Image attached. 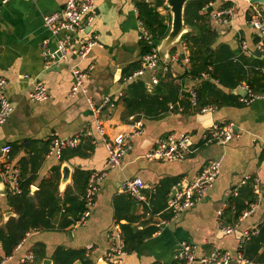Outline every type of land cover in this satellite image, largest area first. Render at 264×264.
Wrapping results in <instances>:
<instances>
[{
  "label": "crops",
  "instance_id": "0c3cea01",
  "mask_svg": "<svg viewBox=\"0 0 264 264\" xmlns=\"http://www.w3.org/2000/svg\"><path fill=\"white\" fill-rule=\"evenodd\" d=\"M66 1L10 0L0 8V78L7 82L6 96L14 108L6 123L0 126V149L4 145L11 147L8 162L18 172L22 161L28 164L27 176L32 174L31 166L35 169L30 195L42 180L52 176L57 167L61 181V168L67 166L68 181L64 186L59 181L58 194L69 190L70 194L82 198L78 186L73 183L74 173L103 169L107 151L84 96L79 93L74 98L69 96L72 86L70 69L74 65L82 71L89 70L84 87L94 105H99L105 96L116 101L113 107L102 113L104 137L112 139L120 134L125 135L128 149L121 166L108 172L96 193L90 216L83 225L76 224L61 231L29 232L10 257L2 259L0 247V262L20 264L25 256L31 254L33 246L41 244L45 255L43 261L49 260L50 264L57 248L82 251L91 264H106L102 257L110 245L109 232L115 224L119 228L120 224H127V219L116 221L114 200L123 195V183L133 178L143 181V193L149 197L150 209L134 200L124 216L134 219L132 225L138 230L151 226L158 230L144 241L138 251L125 254L120 264H172L182 243L194 246L196 256L212 249L236 254L240 236L246 231H257L264 223V95L244 105L240 99L245 97L238 95L236 89L244 90L242 86L245 84L230 89L221 87L210 77H194L190 73L189 51L179 39L171 47L175 49L172 55L170 48L164 62L159 59L155 70H146L133 81L143 83L146 96L159 93V99L164 104L141 101L142 104L136 107L137 112L126 115L119 96L126 94L131 83L126 78L139 68L143 56L138 39L140 21L134 0H94L93 22L84 34L73 35L68 45L77 49L78 40L85 37L95 40L97 46L84 59L69 53L66 59L57 60L47 67L43 51H55L58 40H62L64 34L52 36L44 27L42 18L60 11ZM144 1L153 7L159 0ZM227 4L230 5L224 6ZM250 5L249 0H217L203 9L202 13L208 17L218 10H233L226 24H218L209 17L206 24L214 33L210 54L225 46L230 53H237L235 58L242 55L249 60L256 52L259 53L256 57L262 56L263 50L255 48L254 34L247 24ZM256 5L264 11V4ZM156 11L168 26V34L171 13L166 0ZM187 33L195 38L198 29L186 24L183 35ZM239 39L248 46L246 54L240 53ZM160 43H156L157 54ZM134 67L138 68L135 70ZM24 76H28V79ZM152 76L158 78L154 86L151 85ZM206 80L214 84L220 93L234 97L224 104L213 106V111L208 113L210 123L189 102V92ZM34 81L45 86L48 100L39 103L28 100L27 95ZM162 107L164 110L161 111ZM136 115L141 116L138 134H135L137 122L132 119ZM227 123L234 125L232 141L225 145L202 144V137L212 125ZM85 131L90 136L84 138L76 148L63 150L61 160L49 155L50 138L72 137ZM182 134H189L197 147L183 162L161 163L144 157L158 139ZM208 161L220 162L217 180L192 209L172 218L165 209L171 187L180 180H193ZM251 177L260 188L254 208L248 216L234 224V233L225 235L219 230V215L229 207L238 190ZM165 192L162 203L159 201L157 207H152V202ZM5 196L6 192H0L3 222L9 218H5L6 214L15 216L7 207ZM59 220L58 215L55 217L56 224ZM259 255L264 257V246Z\"/></svg>",
  "mask_w": 264,
  "mask_h": 264
},
{
  "label": "built area",
  "instance_id": "2783aa9c",
  "mask_svg": "<svg viewBox=\"0 0 264 264\" xmlns=\"http://www.w3.org/2000/svg\"><path fill=\"white\" fill-rule=\"evenodd\" d=\"M10 0H0V8L6 5ZM94 0H67L64 7L51 14L45 15L42 18V22L46 30L52 35L56 36L59 33L64 34L62 40H58L57 49L55 51H43V58L46 62V66L57 62V60H63L69 57L70 54H74L79 59H84L91 49L97 46V43L93 39L81 38L78 40V48H70L68 42L71 41L73 35L84 34L90 27L94 19ZM233 15L232 8L222 9L213 12L210 15V19L214 20L218 24H226L230 21ZM247 24L253 31L254 37L258 39L255 48L261 51L264 44V11L259 5H250L248 13ZM138 39L139 41L146 42L151 47V51L143 55L139 61V68L126 80L133 82L140 78L146 70H155L159 64V57L157 54L156 44L152 38V35L144 28L139 22L138 24ZM239 49L241 54H246L248 46L245 41L239 39ZM72 75V86L70 88L69 96L74 98L78 93L82 94L91 109L93 116L96 119V124L100 135L103 137V142L107 151L106 163L103 169L92 171L88 177L83 201L85 204V210L81 215L77 225H83L90 216L91 207L94 204L96 193L103 181L106 179L108 172L117 169L121 166L123 156L127 152L128 145L126 142L127 136L117 135L112 139H106L104 137V129L102 125V113L105 109L111 108L116 104V101L110 97L105 96L99 105H94L91 98L87 95L84 87V80L89 75V70L82 71L77 65H74L70 69ZM28 79V76H24ZM158 82L156 76L151 77V85L154 86ZM7 82L4 78H0V126L6 123L12 114L14 108L6 96ZM242 88L247 92L245 98L240 99V102L244 105H248L252 100L258 98V96L250 93L246 85ZM123 95V94H122ZM120 95L119 97H121ZM27 98L30 102L39 103L49 99L47 90L43 84L34 81L28 92ZM190 106L197 111L199 115H206L213 111V107L198 108L196 100V87L189 92ZM141 124L136 123L135 134L140 133ZM234 125L227 123L222 126L212 125L202 137V144H217L225 145L232 141L234 137ZM90 133L85 131L72 137L58 138L52 137L49 139V155L56 160H60L62 151L65 149L76 148L84 138H88ZM197 147L193 144L192 138L189 134H182L180 136H166L156 141L153 148H151L146 154L145 158L149 161L161 162V163H174L183 162L188 156L196 151ZM11 147L4 145L0 149V173L4 178L6 184V194H18V179L19 172L13 169L8 162V155ZM220 174V162L208 161L205 166L199 171L196 177L190 182H183L182 180L176 182L170 189L166 200V211L171 214L172 218L187 212L192 209L196 203H198L205 195V193L213 186ZM254 193L260 194V188L257 185L256 180ZM245 183V182H244ZM145 185L140 178H133L126 180L121 188L122 193L129 195L137 202L145 204L150 209L149 197L147 198L143 191ZM254 206L252 205L249 210L242 213L240 219L245 218L251 213ZM221 217V213L219 215ZM236 225L223 226L219 223V230L225 235L232 234L236 231ZM257 231H246L240 236L239 245L237 247L236 254H232L228 251L220 252L216 249H212L208 252H201L199 256H196V248L188 243H182L178 254L174 260L182 264H248V262L242 258L239 250L250 239V237L256 234ZM110 242L108 250L104 253L102 260L106 264H120L121 259L125 256L124 244L121 239L120 228L115 224L108 234ZM32 264L33 255L28 254L25 256L22 262ZM3 264V262H0Z\"/></svg>",
  "mask_w": 264,
  "mask_h": 264
},
{
  "label": "trees",
  "instance_id": "16d2710c",
  "mask_svg": "<svg viewBox=\"0 0 264 264\" xmlns=\"http://www.w3.org/2000/svg\"><path fill=\"white\" fill-rule=\"evenodd\" d=\"M215 1L217 0H191L185 4L183 14L184 24L198 29V35L195 38L188 33L180 38L189 51L190 73L196 78L210 77L224 88L233 89L242 83L248 87L251 94L256 96L264 95V44L262 56L256 57L252 55L249 60L242 55L235 58V54L237 53H230L225 49V46L219 47L218 50L210 54V46L214 39V33H212L206 24L210 16L208 17L202 11L206 6ZM134 4L141 24L152 35L155 44L160 42L166 37L168 30L164 19L156 11L158 6L163 5V0L156 1L153 7L144 0H134ZM200 23H203V25L201 26ZM257 42L258 39L254 37V43ZM140 45L142 55H146L151 51V47L146 42L141 41ZM174 51L175 49L171 48L169 51L170 55ZM137 68L134 67L135 70ZM144 90L143 83L139 81L131 82L128 85L126 94L120 97V101L126 109V115L137 112L138 109L136 107L142 104L141 101H154L158 104H164L159 99V93L155 92V96H146ZM232 99H234L233 96L220 93L216 86L207 80L206 82H201L196 87L198 108L215 107ZM160 110H164V107ZM21 164L18 179L19 193H8L5 196L6 205L15 216H11L3 222V214L0 207V247L3 252L2 259L12 255L27 233L32 231H61L71 228L76 225L85 210L83 196L79 199L78 196L70 194L69 190H65L62 195L58 194L60 181L58 167L53 170L52 176L42 180L37 190L30 195V185L35 180L33 174L35 173V169L31 166L30 170L32 174L27 176L28 164L24 161ZM89 175L90 173H83L81 171H76L73 175V183L78 186L82 195H84ZM254 187V178H248L238 190L237 196L230 201L229 207L222 212L220 222L223 226H233L236 224L242 213L249 210L256 202L257 196L254 193ZM166 193L160 195L158 200L153 201L152 207H157L159 201L162 203L164 194ZM134 202L133 198L124 193L117 196L114 200L116 221L119 222L122 219H127V224H120L121 239L126 254L138 251L144 244V241L158 230L155 226L142 230L133 227L134 219L124 216V213L128 212ZM58 215L60 216V220L56 224L55 217ZM263 246L264 223L258 227L256 234L252 235L242 246L239 253L248 264H263L264 257L263 255H259V251ZM31 254L33 255L32 264H41L45 257L43 246L36 244L33 246ZM51 261L52 264H91L84 252L63 248H57L54 251ZM20 264L28 263L25 261ZM172 264L182 263L174 261Z\"/></svg>",
  "mask_w": 264,
  "mask_h": 264
},
{
  "label": "water",
  "instance_id": "95a60500",
  "mask_svg": "<svg viewBox=\"0 0 264 264\" xmlns=\"http://www.w3.org/2000/svg\"><path fill=\"white\" fill-rule=\"evenodd\" d=\"M150 2L153 0H149ZM191 0H166V6L168 7L170 13H171V27L166 35L165 38L161 40L160 46L158 48V56L159 59L164 62L165 57L167 55V51L176 43L179 41L181 36L185 33V25H184V19H183V14H184V7L187 2ZM249 3L251 5L253 4H264V0H249ZM255 55H259L258 52H256ZM236 92L238 95L242 97H246L247 92L245 90H241L240 88L236 89ZM140 115L134 116L132 119L135 122H138L140 120ZM209 114L202 115V118H207L209 122ZM210 123V122H209ZM207 126V124H206ZM61 181L60 185L64 186L69 177V169L67 166H63L61 168ZM0 192L5 193L6 192V184L4 181L3 176L0 173ZM12 216L11 213H8L5 215V218H8ZM42 264H50L49 260H44ZM194 264H199L198 262H195ZM234 264V263H232Z\"/></svg>",
  "mask_w": 264,
  "mask_h": 264
}]
</instances>
